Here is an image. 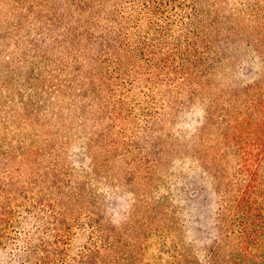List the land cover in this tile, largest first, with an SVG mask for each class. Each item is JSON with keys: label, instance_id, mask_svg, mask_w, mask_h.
I'll return each mask as SVG.
<instances>
[{"label": "trees", "instance_id": "16d2710c", "mask_svg": "<svg viewBox=\"0 0 264 264\" xmlns=\"http://www.w3.org/2000/svg\"><path fill=\"white\" fill-rule=\"evenodd\" d=\"M185 157L221 179L191 241L160 194ZM263 168L264 0H0V264H264Z\"/></svg>", "mask_w": 264, "mask_h": 264}, {"label": "rangeland", "instance_id": "374dc122", "mask_svg": "<svg viewBox=\"0 0 264 264\" xmlns=\"http://www.w3.org/2000/svg\"><path fill=\"white\" fill-rule=\"evenodd\" d=\"M245 48L239 51L236 77L251 80L262 73L263 61L252 48L247 46ZM233 73L234 71L230 72ZM203 118L202 106L195 108L187 120L188 130H197L203 124ZM89 163L90 160L85 158L82 160V166H79L88 169ZM220 181L219 177L216 178L212 172H206L198 161L189 157L177 160L172 166L169 178L164 183L166 186L163 185L160 194L166 197L170 195L174 206L179 209L180 219L188 225V233L184 234L187 240L204 239L212 230H216L222 204ZM223 182L226 186L227 178H224ZM260 183L264 189V168ZM115 191L110 196L115 206L112 213L115 220L122 223L124 212L131 207L133 198L121 189Z\"/></svg>", "mask_w": 264, "mask_h": 264}]
</instances>
